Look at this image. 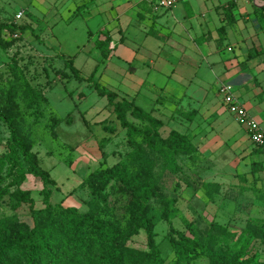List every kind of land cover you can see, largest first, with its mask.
Wrapping results in <instances>:
<instances>
[{
    "label": "rangeland",
    "instance_id": "1",
    "mask_svg": "<svg viewBox=\"0 0 264 264\" xmlns=\"http://www.w3.org/2000/svg\"><path fill=\"white\" fill-rule=\"evenodd\" d=\"M113 1L117 6L124 3ZM36 3L37 0H0V24L8 26L0 35V109L13 111L19 133L30 142L39 165L55 180L56 184L49 186L50 202L83 212L90 193L80 185L90 171L102 162L119 160L135 171L138 158L146 159L156 187V193L146 201V213L153 222L154 239L164 264H219L246 257L264 262V169H260L264 167L246 138L244 125L226 114L217 94L193 107L179 102L165 106L162 95L159 99L163 102L157 101L158 107L148 112L152 120L137 121L126 111L127 119L138 128L156 130L151 137L158 142L172 129L187 134L191 140L201 135V147L192 153L178 152L171 158L148 146L142 136H135L140 146L137 154L131 151L118 124L116 133L109 136L110 142L103 144L101 139L108 133L102 128V120H108L111 126L114 113L93 86L94 80L101 82L97 75L92 82L76 80L63 55L80 49L85 54L95 51L94 41H87L85 29L96 31L102 20L81 19L96 5L95 0H42L38 7ZM212 3L214 0H190L188 5L192 4L198 17L206 13V17L215 18L217 26ZM19 11L22 16L17 19ZM48 12L52 13L48 16ZM115 29L121 34L119 26ZM78 60L76 66L89 74ZM85 65L94 63L90 59ZM6 139L7 130L0 122V155L6 151ZM14 171L12 166L3 167L0 189L15 190L10 185ZM21 187L29 190L32 205H16L9 193L4 194L0 200V240L19 227L30 228L36 220H43L37 215V210L44 207L41 182L27 175ZM107 192L106 205L100 204L96 210L102 218H114L124 226L126 196L113 189ZM163 201L169 206L167 210ZM188 222L196 226L206 250L189 263H175L168 238L173 230L186 231ZM217 227L224 229V237L230 234L229 244L223 245ZM126 247L134 264H146L142 254L148 247L142 229L129 236Z\"/></svg>",
    "mask_w": 264,
    "mask_h": 264
},
{
    "label": "crops",
    "instance_id": "2",
    "mask_svg": "<svg viewBox=\"0 0 264 264\" xmlns=\"http://www.w3.org/2000/svg\"><path fill=\"white\" fill-rule=\"evenodd\" d=\"M152 2L124 0L117 6L113 0H95L96 5L81 17L83 22L96 17L102 20L96 31L85 29L95 51L85 54L80 49L63 54L64 59L71 58L83 78L96 69L93 78L97 75L101 86L146 112L157 108V101L163 102L159 99L162 95L165 106L179 102L193 107L213 93L222 103L218 86L228 82L264 131V0H214L211 9L217 26L215 18L206 17V13H200L201 20L192 4L188 5L190 0L170 9H155ZM116 26L122 29L121 34L115 33ZM106 36L110 42L102 55L96 42ZM89 58L94 65L88 67ZM77 59L89 74L76 66ZM199 136L191 140L197 148L201 147ZM246 138L249 140L248 135ZM252 147L264 167V146L260 151L257 147L261 146Z\"/></svg>",
    "mask_w": 264,
    "mask_h": 264
},
{
    "label": "trees",
    "instance_id": "3",
    "mask_svg": "<svg viewBox=\"0 0 264 264\" xmlns=\"http://www.w3.org/2000/svg\"><path fill=\"white\" fill-rule=\"evenodd\" d=\"M261 9H264V5ZM6 27L8 26L0 24V35L1 30ZM109 42L108 36L97 40L102 55H106ZM66 67L78 81L92 82L94 79L96 69L87 78H83L73 66L71 58L66 59ZM93 86L97 94L111 105L114 113L111 126H108V120H102V128L108 133L101 139L103 144H107L110 140L109 136L116 133V124H118L124 131L131 151L137 154L140 146L135 136H142L148 146L160 150L162 154L171 158L178 152L195 151L196 146L191 142V138L175 129L170 130L159 142L154 140L151 136L157 133L156 130L150 127L140 129L128 120L126 115L128 111L137 121L152 120L148 112L135 105L133 101L119 97L115 92L104 88L97 80L93 81ZM0 122L7 130L6 151L0 155V171L6 165L15 168L14 176L10 181V185L14 186L15 190L9 192L8 188L0 189V200L5 193H9L15 199L16 205L20 202L32 205L33 200L29 190L21 187L26 176L31 175L42 184L40 193L44 205L37 210V215L43 218L41 222L36 220L32 227L24 226L23 230L19 227L15 233L7 234L0 240V264H134L126 253V241L131 234L140 229L145 232L147 239L148 249L142 254L145 263L164 264V258L154 239L153 222L146 213V201L156 193L151 164L148 160L138 158L139 166L135 171H130L123 160L112 164L102 162L90 171L80 185L90 193V200L86 203L87 210L83 212L76 207L53 205L50 202L52 190L49 186L55 185L56 182L50 173L39 165L37 155L32 151L27 138L19 133L13 111L0 109ZM154 123L159 124L158 120H154ZM263 146L257 147V150L260 151ZM108 189L126 196L124 226L114 218H102L96 210L100 204L106 205ZM165 203L166 201H163V207L167 210L169 206ZM3 229L8 231L5 225ZM217 229L221 232L223 245L229 244L230 234L224 237V229L220 227ZM168 241L175 263H189L204 254L206 250L198 238L196 226L191 222H188L184 232L173 230ZM138 259L141 257L139 256ZM219 264H264V262H255L253 258L246 257Z\"/></svg>",
    "mask_w": 264,
    "mask_h": 264
},
{
    "label": "built area",
    "instance_id": "4",
    "mask_svg": "<svg viewBox=\"0 0 264 264\" xmlns=\"http://www.w3.org/2000/svg\"><path fill=\"white\" fill-rule=\"evenodd\" d=\"M188 0H153L152 5L155 9H170L178 3ZM16 18L22 16V12L16 13ZM218 95L227 112L240 124L244 125L250 142L254 146L264 145V131L255 118L245 109L233 91V86L228 82H222L218 86Z\"/></svg>",
    "mask_w": 264,
    "mask_h": 264
}]
</instances>
